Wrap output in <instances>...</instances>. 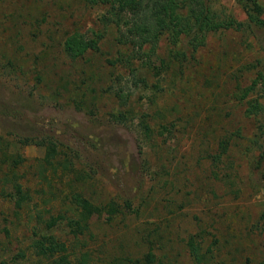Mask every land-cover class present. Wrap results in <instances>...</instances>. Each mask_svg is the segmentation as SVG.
Instances as JSON below:
<instances>
[{
	"label": "rangeland",
	"instance_id": "374dc122",
	"mask_svg": "<svg viewBox=\"0 0 264 264\" xmlns=\"http://www.w3.org/2000/svg\"><path fill=\"white\" fill-rule=\"evenodd\" d=\"M208 3L220 29L196 46L164 33L154 49L122 43L88 0H0V264H146L148 252L155 264L261 263L264 24L245 0ZM76 34L99 36L98 50L71 57ZM75 192L96 205L82 233L68 224ZM49 229L66 251L41 257L33 242Z\"/></svg>",
	"mask_w": 264,
	"mask_h": 264
},
{
	"label": "trees",
	"instance_id": "16d2710c",
	"mask_svg": "<svg viewBox=\"0 0 264 264\" xmlns=\"http://www.w3.org/2000/svg\"><path fill=\"white\" fill-rule=\"evenodd\" d=\"M245 1L254 20L258 24H264V20L261 18L264 13V5L257 0ZM88 2L104 6L106 9L104 19L107 20V23L115 21L120 35L118 39L122 43H131L137 48L149 43L155 49L164 33H168L172 41H177L184 35L190 37V43L196 46L201 42L199 39L202 37L204 30H217L225 23V20H220L216 16L208 0H88ZM65 47L71 57L77 58L88 49L98 50L99 36L86 40L83 35L76 34L69 38ZM0 142H2L1 138ZM56 154V146H48L47 159H53ZM263 164L264 149L257 159L258 168ZM16 191V203L18 207H22L28 199L29 193L23 190L21 184H16ZM72 202L75 205L77 215L71 217L68 224L71 226L73 233H82L89 227L90 220L96 211V205L90 198L80 192L73 194ZM118 210L119 207L115 202L107 203L106 213H116ZM103 211H105V206ZM61 218V215L52 217L48 221V227L56 225ZM38 237L34 239L33 246L39 256L51 258L57 252L64 253L66 251V243L56 240L54 235L50 234V229L38 235ZM189 245L194 257L201 260L203 254H201L198 241L192 237ZM144 260L146 264H155L156 256L153 252H148L144 256ZM52 261L51 264L72 263L68 254H62ZM128 261L138 262L140 259ZM80 264H91L88 262L86 254L82 255ZM260 264H264V255Z\"/></svg>",
	"mask_w": 264,
	"mask_h": 264
}]
</instances>
